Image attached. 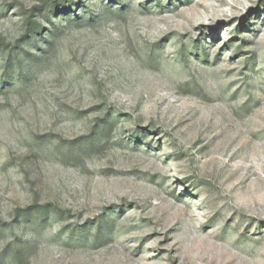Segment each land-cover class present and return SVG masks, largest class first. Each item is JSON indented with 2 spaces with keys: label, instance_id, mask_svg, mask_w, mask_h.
<instances>
[{
  "label": "rangeland",
  "instance_id": "374dc122",
  "mask_svg": "<svg viewBox=\"0 0 264 264\" xmlns=\"http://www.w3.org/2000/svg\"><path fill=\"white\" fill-rule=\"evenodd\" d=\"M0 264H264V0H0Z\"/></svg>",
  "mask_w": 264,
  "mask_h": 264
},
{
  "label": "trees",
  "instance_id": "16d2710c",
  "mask_svg": "<svg viewBox=\"0 0 264 264\" xmlns=\"http://www.w3.org/2000/svg\"><path fill=\"white\" fill-rule=\"evenodd\" d=\"M65 1H67V0H62V2H65ZM53 4H57V3L55 2V3H53ZM52 6H53V5H52ZM28 24H29L30 26L33 25V23H31V22H28Z\"/></svg>",
  "mask_w": 264,
  "mask_h": 264
}]
</instances>
